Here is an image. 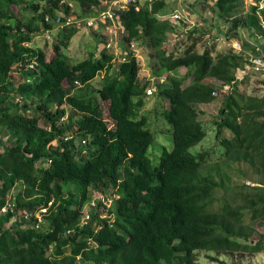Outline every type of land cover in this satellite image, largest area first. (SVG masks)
Here are the masks:
<instances>
[{"label": "trees", "instance_id": "16d2710c", "mask_svg": "<svg viewBox=\"0 0 264 264\" xmlns=\"http://www.w3.org/2000/svg\"><path fill=\"white\" fill-rule=\"evenodd\" d=\"M59 1L0 0V130L11 137L9 145L0 142V209L17 184L10 199L16 209L46 208L38 228L34 216L13 219L14 212H0V264H204L195 251L264 250V234L253 237V223L264 222V96L245 94L237 86L236 70L244 68L246 50L198 51L205 31L192 27L179 42L181 51L169 52L165 42L172 22L160 16L168 6L165 0H151L120 16L125 61L112 63L111 52L96 55L93 50L70 64L62 48L77 32L74 26L55 29L49 57L34 44L24 45L51 27L43 22L45 14L68 8ZM78 1L85 8L81 14L92 13V0ZM242 1L213 0L216 16L231 21L226 38L245 27L264 41V7L256 0L240 16ZM12 5L29 8L32 16L12 15L5 10ZM131 42L146 48L156 77L154 93L168 103L162 117L171 127L172 147L156 164L148 155L153 134L140 114L151 79L139 76V58L128 49ZM181 67L184 75L176 73ZM100 72V88L72 92L89 86ZM221 84L229 86L215 122L222 150L210 163L207 151L190 150L206 135L194 105L210 103ZM103 101L112 128L102 117ZM65 106L73 112L62 119ZM225 130L230 136H224ZM242 162L260 178L258 185L231 182L229 170ZM219 187L224 193L215 195ZM111 188L119 193L114 223L103 220L97 231L92 222L78 227L80 210L93 190Z\"/></svg>", "mask_w": 264, "mask_h": 264}, {"label": "rangeland", "instance_id": "374dc122", "mask_svg": "<svg viewBox=\"0 0 264 264\" xmlns=\"http://www.w3.org/2000/svg\"><path fill=\"white\" fill-rule=\"evenodd\" d=\"M67 1L73 3L74 12L76 13H81L82 10L85 9L81 6L78 0ZM165 2L168 6V13H166V15L174 12L175 10L178 14H180V16L182 15L186 19L184 26V28L187 27L186 31L190 30L192 27L198 28L199 31H205V33L200 35V39L196 45V49L198 51L209 48L212 50V54L216 55L221 51H226L228 48H233L237 52L244 48L246 51L243 56L245 57L249 53L253 52L243 46L247 44L255 47V50L261 49L264 52L263 38L257 35L252 29L249 30L245 27H239L236 31V37L230 39L226 38V33H229L228 29L231 25V21H224L216 16L212 9L213 0H165ZM255 3L256 0H243L238 6V14L243 16L248 12L250 5ZM258 3L260 6L264 7V0H260ZM5 10L12 13L14 16H20L23 19H28L32 16V11L29 8L19 9L18 6L12 5L5 8ZM172 27V29L180 28L181 30L183 25L174 22ZM54 31V29L50 31L49 38L47 39L43 38L41 34L36 35L33 38L32 43H34L36 47L44 49L46 57H49L53 51L52 43L54 40ZM186 31H179V33L171 31L172 35L175 37L172 36L169 40L166 38L165 42V46L168 48L169 52L179 53L181 51L182 45H179V42L186 40ZM118 34H120V36ZM124 34H126L124 27L122 28L121 26L120 29H117V36L121 41H124ZM102 38V33L96 30L84 28L77 29V32L71 37L68 46L66 48H62L66 61L70 64L78 62L87 57V55L93 50H95V54L98 55L99 51L103 48V41H101ZM134 48L135 54L139 58V76L143 79L150 78L152 82V80H155L156 77L152 76L150 73L149 64L151 62V58L147 54L146 48L143 46L140 47L138 43L134 44ZM176 73L178 75H184L186 73V69L181 67ZM103 76L104 72L98 73L90 81L89 86L81 88L80 86H77L72 92L77 91V89H82L84 92H91L100 88ZM236 76L237 86L240 92L260 97L264 96L263 81L258 74L251 71L239 72L236 70ZM163 78L164 77L162 76L161 79ZM189 79L190 78H188L187 81ZM206 81L213 83L214 86H217V84L219 86L220 84V82L212 78H207ZM64 85L66 86L68 84L64 82ZM217 91L218 92L215 95V98L210 103L194 105L195 109L198 111V119L201 121L202 126L206 131V135L199 143L192 146L190 150L193 153L207 151L208 154L206 158L207 162L210 163L218 158L220 151L222 150L215 135V122L218 119L219 108L222 105V100L228 91V87H226V89L218 88ZM153 93L147 94L146 92L149 96H144V105L140 109V114H144L147 117V127L153 134V140L149 146L148 155L152 164H156L163 150L171 149L172 140L171 127L162 117V110L168 107V103L166 100L158 98L155 93ZM100 104L102 117L108 126L112 128L113 123L111 122L107 109L108 102L103 101ZM65 109L66 115L63 119L67 116V114L73 112V109L69 106H65ZM76 116L78 117L79 114L76 113ZM42 123L43 120L41 117L40 124ZM224 136H230V133L225 130ZM10 139L11 137H9V133L6 132V130H0V142L3 143V145H9ZM74 143L75 146L80 144L77 138H74ZM0 149H2L1 146ZM233 166L234 168L229 170L230 179L233 184H244L247 186L259 184L256 181H260V178L258 177L259 179H256L257 177L253 175V172L249 169L246 163L242 162L237 165L233 164ZM19 188L20 186L17 184L6 195V204L10 203L9 200L12 199L14 194L18 192ZM215 191V195H221L224 193L222 187L217 188ZM247 217L248 215L246 218ZM16 218L19 219L18 217ZM10 222L11 221H9V223ZM9 223H7V225H9ZM253 226L256 229V234L253 236L254 238H256L258 234H264V222L261 224L253 223ZM195 257L199 262L204 264H264V250L256 253H249L245 251L217 253L209 250H197L195 251Z\"/></svg>", "mask_w": 264, "mask_h": 264}, {"label": "built area", "instance_id": "2783aa9c", "mask_svg": "<svg viewBox=\"0 0 264 264\" xmlns=\"http://www.w3.org/2000/svg\"><path fill=\"white\" fill-rule=\"evenodd\" d=\"M95 1V2H93ZM151 0H92L91 11L89 15L76 13L74 12L73 3L67 0H60V5H67V9L64 6H60L55 10V14L49 15L45 14L43 18L44 24H48L51 27L41 29L40 32L36 35L43 36V38H49V33L51 29L55 30L63 26H74L77 29H93L103 35V48L102 50H107L113 54L111 58L112 63L123 62L127 58V51L123 41L117 36V29H120L122 23L120 21V16L127 10L133 8L134 11H138L143 3ZM86 12V11H85ZM89 12V11H88ZM87 13V12H86ZM161 17H168L169 20L185 26L186 19L176 11L172 12L169 15H160ZM121 24V26H120ZM123 28V26H122ZM34 35V37L36 36ZM120 36V34H118ZM126 35V34H124ZM33 37V38H34ZM119 39V40H118ZM33 39L31 42H26L24 45L31 46L34 43ZM35 46V44H34ZM114 48V49H113ZM128 49L135 54L134 43L131 42L128 46ZM101 51V50H100ZM99 51V52H100ZM136 55V54H135ZM246 60L245 66L243 69H237L239 72L251 71L258 74L264 81V52L261 49H256L252 53H249L244 57ZM34 62L29 63V66H32ZM237 78V77H236ZM162 79H160V82ZM229 86L226 84H221L220 88L226 89ZM147 94H152L156 90V79L145 89ZM218 91L213 92L214 95ZM17 100H20V97H16ZM63 119V118H62ZM68 137H65L67 139ZM85 139H81V143H85ZM253 185V184H252ZM91 198L88 199L83 207L80 210V217L76 222L78 227H84L90 222L94 224L93 229L97 231L103 225V220L109 225L114 223V211L113 204L115 200L119 197L116 188H111L109 190H93ZM10 203L5 204L0 212H14L13 219L18 217L19 219H29L31 216H34L35 222L34 226L38 228L43 222V214L46 211V208H40L33 212L27 210L16 209L15 204L12 200H9ZM69 231H67L68 233Z\"/></svg>", "mask_w": 264, "mask_h": 264}, {"label": "crops", "instance_id": "0c3cea01", "mask_svg": "<svg viewBox=\"0 0 264 264\" xmlns=\"http://www.w3.org/2000/svg\"><path fill=\"white\" fill-rule=\"evenodd\" d=\"M175 11V10H174ZM169 14H171V13H169ZM168 14V15H169ZM165 15V14H164ZM166 16V15H165ZM121 21V20H120ZM123 26V25H122ZM186 31L187 30V27L186 28H181V30H180V28H174V29H170L169 31H168V34H167V38H168V40H169V38H171L173 35H172V32L171 31H175V33H179V31ZM170 33V34H169ZM170 35V36H169ZM173 37H175V36H173ZM263 51V50H262ZM237 77V76H236ZM237 79V78H236Z\"/></svg>", "mask_w": 264, "mask_h": 264}, {"label": "clouds", "instance_id": "9594fccd", "mask_svg": "<svg viewBox=\"0 0 264 264\" xmlns=\"http://www.w3.org/2000/svg\"><path fill=\"white\" fill-rule=\"evenodd\" d=\"M111 122H112V120H111Z\"/></svg>", "mask_w": 264, "mask_h": 264}]
</instances>
